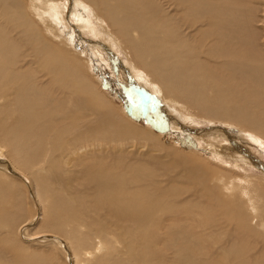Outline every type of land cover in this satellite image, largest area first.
I'll list each match as a JSON object with an SVG mask.
<instances>
[{"label": "bare ground", "instance_id": "bare-ground-1", "mask_svg": "<svg viewBox=\"0 0 264 264\" xmlns=\"http://www.w3.org/2000/svg\"><path fill=\"white\" fill-rule=\"evenodd\" d=\"M101 63L150 103L159 137L102 89ZM255 154L264 0H0V264H36L19 240L27 225L13 226L25 183L74 264L102 261L81 258L80 230L114 228L95 252L112 264H264Z\"/></svg>", "mask_w": 264, "mask_h": 264}, {"label": "rangeland", "instance_id": "rangeland-1", "mask_svg": "<svg viewBox=\"0 0 264 264\" xmlns=\"http://www.w3.org/2000/svg\"><path fill=\"white\" fill-rule=\"evenodd\" d=\"M13 20H14L13 18L8 19L9 22H14ZM3 21H5V20H3ZM16 21H19L18 17H16ZM256 28H258V27H256ZM98 68L100 69V70L98 69L99 70V71H97L98 73L95 71L93 72V75L96 77L95 79H97V82L101 85L102 89L104 88L103 90L106 93H108V95L111 98L116 99V101L118 102L117 104L121 107L122 111H124L125 116L130 119L131 123H133L134 125L138 126L139 128H142V129L148 128L150 131L156 133L157 137H159L158 135L162 134L164 131H162L163 129L160 126L161 125L160 124L161 123L160 118L156 114V111H154V109H152L150 103L147 100L142 102L138 99V96H140V95L137 92L133 91V88L131 87L130 81H123L122 80V78L120 76L121 73L118 70L117 71L112 70L110 68V66L108 64H105V63H101L100 67L98 66ZM203 128L207 129L208 126L207 125H204V126L203 125H201V126L193 125V127H192V129H198V130H201ZM235 131H236V133H238V130H235ZM163 140H164V138H161L162 142H164ZM180 140H187V138H179V141ZM194 142L195 141L190 142V140H189V142H187V143L182 142L181 145H183V146H181V145L180 146L184 150H187V151H189V150L191 151V149H193L194 151L200 150L201 152H203L202 147L199 146L198 143L196 144ZM169 146H171L170 148H172L171 144H167V147H169ZM155 152L160 154L159 153L160 151H155ZM255 157L258 160L262 161L264 164V154H260V155L255 154ZM163 169H164V172L166 173L167 165L164 166ZM174 170H175V168H172V171H174ZM258 173H260V172H258ZM15 175L18 176L17 174H15ZM171 175H173V173H171ZM253 177L254 178H263L264 174H262L260 176L256 175ZM23 185L27 189V197L24 195L25 194V190H24L25 188L23 190L20 188V197L22 195L21 199H23V208L25 206H28V208L26 210H22L21 213L15 217L14 222H16V224L14 223V225H13L14 227L18 226V228L15 227L17 229H19L20 225H22V224L27 225V226H25L26 228L24 227V230L19 237V240L22 241V242H20V243H22L21 246L23 248H26L25 250L28 251L27 252L28 254L37 256L36 261H35L36 264H41V263L42 264H66V263L67 264H74V261H72V256H71L72 252L70 251L66 241L63 240L62 244H63V247L67 250H65L64 248H60L58 245H56V240H59V238L62 236H59L56 234L58 231L56 230V228H54V229L52 228V226H54V224H47V221H46L47 219L45 220V218H43L44 215L48 216L50 211H47V212L44 211V209H43L44 205H42V203H40L39 201L34 200L35 198L33 196H35V195H30L32 188H29V185H27V183H25ZM17 192L19 193V191H17ZM54 197L56 199V195H54ZM26 199H29V200H26ZM52 202H54V199H52V200L49 199L45 203V208L48 205H51ZM96 217H98V215ZM43 219H44V221H43ZM219 219H221V217H219ZM222 222H224V221H222ZM40 225H42V226H40ZM13 226H12V228H14ZM28 226H29V228H28ZM74 227L75 226L73 224L70 225L69 230L71 228H74ZM96 228H99V227L96 226ZM114 229L112 231L111 230L109 231L110 234L109 233L107 235L104 234V236L100 237V238H97V236L93 237L91 233H88L86 231V229L80 230V233H84V235H82V237H84L87 241V243L85 245L81 246L82 249H79V252L81 253V258L85 261V263H87L88 260L91 261V259H92V261L102 260L99 264H106L105 262H107V260L109 261L107 264H109V263L112 264L111 258H109L107 256V254H108L107 250L104 249L105 252L104 251L100 252L101 249H100L99 245H105V242H103L104 237L112 238L111 236L113 235ZM25 230L26 231L28 230V231L25 232ZM261 231L263 232L264 230H259V232H261ZM36 233H37V235L35 237H37V239L34 238V240H33L32 235L36 234ZM16 234H17V231H16L15 235ZM55 235H57V236H55ZM63 235L65 236L64 239L69 241L68 238L66 237V234H63ZM69 235H70V233H69ZM89 235H91V236H89ZM26 237L28 238V240ZM99 239H100V242H99ZM96 240L98 241V243L95 242ZM10 247L12 250L18 248V246L14 247L12 245H10ZM75 247H78V245H76ZM119 247L123 248L121 246V244H119ZM7 248H9V246H7ZM96 248L100 249V251H98V254H95V252L97 250ZM120 250H121L120 253H122L123 249H120ZM67 251H68V253H67ZM86 251H87V253H89V257L91 256L90 258H87L84 256ZM93 253L95 254V257H94ZM24 255H26V254L24 253ZM111 255H112V253H111ZM105 256H107L108 259ZM31 257L32 256L28 255L27 259H31ZM105 258L107 259L106 261H105ZM12 259H13V256L12 257L9 256V257H7L6 260L12 261ZM33 259L35 260L34 257H33Z\"/></svg>", "mask_w": 264, "mask_h": 264}, {"label": "water", "instance_id": "water-1", "mask_svg": "<svg viewBox=\"0 0 264 264\" xmlns=\"http://www.w3.org/2000/svg\"><path fill=\"white\" fill-rule=\"evenodd\" d=\"M138 99L140 100V101H142V102H144L146 99H145V97H142V96H138Z\"/></svg>", "mask_w": 264, "mask_h": 264}]
</instances>
